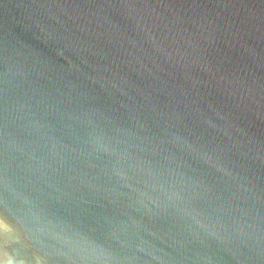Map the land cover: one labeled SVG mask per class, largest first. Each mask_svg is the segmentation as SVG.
<instances>
[{"label": "water", "instance_id": "water-1", "mask_svg": "<svg viewBox=\"0 0 264 264\" xmlns=\"http://www.w3.org/2000/svg\"><path fill=\"white\" fill-rule=\"evenodd\" d=\"M264 264V0H0V262Z\"/></svg>", "mask_w": 264, "mask_h": 264}, {"label": "clouds", "instance_id": "clouds-1", "mask_svg": "<svg viewBox=\"0 0 264 264\" xmlns=\"http://www.w3.org/2000/svg\"><path fill=\"white\" fill-rule=\"evenodd\" d=\"M0 264H16V261H14L12 258H8V254L5 253V261L0 262Z\"/></svg>", "mask_w": 264, "mask_h": 264}]
</instances>
